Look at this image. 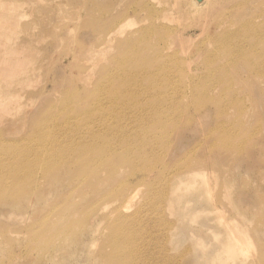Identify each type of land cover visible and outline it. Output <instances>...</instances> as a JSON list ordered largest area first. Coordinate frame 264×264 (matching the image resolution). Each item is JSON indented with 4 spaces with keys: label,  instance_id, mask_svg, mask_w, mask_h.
Here are the masks:
<instances>
[{
    "label": "bare ground",
    "instance_id": "1",
    "mask_svg": "<svg viewBox=\"0 0 264 264\" xmlns=\"http://www.w3.org/2000/svg\"><path fill=\"white\" fill-rule=\"evenodd\" d=\"M144 1L141 11L147 13L146 18L133 31L124 33L125 18L116 20L113 25L103 22L94 27L101 32L95 34L99 36L93 54L86 55L88 51H82L85 55L82 66L88 70L87 76L98 62L97 54L111 52L107 66L98 76L100 82L94 84L92 106L86 110L60 112L43 123L32 114L23 137L25 142L35 143V151L30 153L24 148L14 149L11 144L15 141L10 143L8 137L12 134L0 131V236L18 245L25 240L26 248L20 250L24 252L22 258L28 250L42 252L33 264H46L56 256L61 233L68 234L70 241L76 243L85 235H93L92 239H82L80 247L86 250L92 244H101L95 253L96 264L108 263L112 258L124 264H139V254L142 257V252H150L149 248H143L144 244L134 243L137 216L143 222L150 213H144L145 207L162 210L163 200L158 204L161 192L165 190L163 199L170 203L176 198L179 187L188 183L194 182L186 192L194 198L211 193L212 182L199 178L204 177L206 167L216 164L217 140L209 144L211 148L208 147L205 154L193 153L184 169L182 163L176 169H167L164 161L173 157V147L184 133L200 130L203 124L200 119L207 113L204 103L215 97L212 92L219 89L218 102L224 113L225 108L237 107L241 123L248 112H245L248 108L245 104L253 100L250 99L252 93L236 98L235 95H239L233 90L234 86L259 85V94L264 95V0H192L188 16L190 23L200 29L197 36L185 34L179 22L171 24L166 14L173 5L168 1ZM8 13L0 8V24L13 25V17ZM183 14V11L179 13ZM211 25L214 31L209 36ZM106 26L109 27L106 31L101 30ZM192 38L199 43L188 49L187 43ZM201 50L204 51L201 62L204 74L198 72L201 67L193 65L197 64ZM13 53L10 56L15 55ZM10 56H0V67L4 62L17 63ZM14 74L0 72V79H13ZM77 78L81 82L85 76L78 73ZM83 90L86 92L88 86ZM230 94L236 98L234 101L228 99ZM242 105L246 108L242 109ZM65 107L68 111L69 107ZM212 132L204 135L205 140L200 137V144L205 145L202 141L206 142ZM44 146L49 150L45 151ZM242 146L237 149L242 150ZM127 170L133 174L141 172L145 177L141 185L149 182V195L142 203L137 199L138 186H130L120 178ZM154 176L158 179L151 182ZM64 177L69 179L68 189L72 192L88 184L91 191L94 190L91 194H100L97 202L86 209L87 213L66 223L60 231L52 225L54 217L62 214L55 212L56 206H50L30 224L17 227L18 230L10 225L23 214L28 218L35 206L48 205L54 180L60 182ZM155 182L159 185L157 193ZM109 185L113 187L107 191ZM217 200L212 199L211 206L213 210L217 208V224L222 230L215 234L223 237L220 247L226 263L233 264L235 253L243 250V237L237 235H244L246 231L224 218ZM144 228L142 224L138 234L148 232ZM159 230L149 232V236L158 238ZM161 236L165 237L163 231ZM110 243L114 247L106 249Z\"/></svg>",
    "mask_w": 264,
    "mask_h": 264
},
{
    "label": "rangeland",
    "instance_id": "2",
    "mask_svg": "<svg viewBox=\"0 0 264 264\" xmlns=\"http://www.w3.org/2000/svg\"><path fill=\"white\" fill-rule=\"evenodd\" d=\"M143 1L0 0V8L8 10V14L13 17V25L0 24V56L3 54L10 56L13 51L15 55L10 57L17 61L13 64L4 62L0 67V72L15 73L13 79H0V131L6 130L12 134L8 137L10 143L11 140L15 141L11 144L14 149L24 148L29 153L35 151V143H27L23 138L27 121L32 114H36L43 123L49 122L52 116H57L60 112L67 113L73 109L86 110L88 109L86 107L92 106L94 84L100 82L98 76L107 66L111 52L97 54L98 62L87 76L88 70L82 66V58L85 56L82 55V51H88L86 55L93 54L99 36L95 34L101 32L94 27L103 22L113 25L116 20L125 18L124 33L133 31L141 20L146 18L147 13L141 11ZM154 1L158 3L168 1L173 5L172 10L166 14L171 24L178 22L182 24L187 35L199 34V27H194L188 16L192 0ZM10 9L15 11L10 12ZM181 11L184 14L180 16ZM178 16L179 19H176ZM107 28L109 27H103L101 30L106 31ZM211 28L213 25L210 26L209 36H212L214 31ZM198 43V40L190 39L187 43L188 49H192ZM198 54L200 61L198 59L197 64L193 65L201 67L198 72L204 74L205 69L201 65L204 51L201 50ZM78 73L85 76L81 82H78ZM237 83L240 84L238 81ZM86 86L88 90L85 92L83 89ZM234 88L233 90L239 95H235L236 98L250 96L252 93L250 96V99H253L252 103L248 101L245 104L248 108L242 105V109L245 107L247 109L245 112L248 111L242 123L238 117L237 107L231 106L235 112L232 108H229V111L225 108L224 110L228 111L225 113L220 108L218 102L220 92L217 88L212 92L215 97L204 103L207 106V113L200 119L203 121L200 130L184 133V137L181 136V140H177L173 147V157L164 161L167 169H176L179 163H182L181 168L184 169L191 162L189 159L193 153L200 151L199 155L205 154L204 151L208 147L211 148L209 144L217 140L218 150L215 149L214 156L216 164L206 167L204 177L199 178L212 182L211 193H203L202 198H194L186 194L189 186L194 185V182L188 183L179 187L176 198L170 203L163 199L165 190L161 192V197L158 195L161 198L158 204L163 200L164 208L159 205L157 207L162 210L157 208L149 210L145 207L144 213L147 211L150 213L143 222L140 221V216H137L134 243L138 246L144 244L143 248H149L150 252L144 253L141 250L142 257L139 254L141 258L139 264H227L220 247L223 237L215 234L222 229L217 224V208L213 210L212 199H218L217 204L220 203L219 208H223L221 210L224 218L228 219L231 225L242 227L246 231L244 235H237L243 237L241 247L243 250L235 253L233 264H264V147L262 148L264 95L259 94L261 89L255 84L250 87L235 85ZM86 94H89V97L91 95V98ZM235 97L230 94L228 99L234 101ZM65 106L69 107L68 111ZM6 108L8 112L4 111ZM210 132H212L210 138L206 142L202 141ZM31 134L33 135L34 132ZM200 137L205 145L198 141ZM241 145L244 148L242 149V146V150H238ZM44 150L49 149L44 146ZM140 173L133 174L127 170L121 173L120 178L130 186H138L137 199L142 203L143 198L145 200L149 195L147 192L149 182L141 185L140 181L145 177ZM62 175H65V172H62ZM156 179L158 178L154 176L151 182ZM68 181L69 179L65 177L60 182L55 179L48 205L35 206L28 218L23 214L10 225L18 230L19 227L30 224L36 216L44 214L50 206H56L58 210L54 207L55 212L62 213L54 217L52 225L56 231H60L66 223L81 218L87 213L86 209L97 202L100 194H91L94 190L91 191L88 184L82 185V190L72 192V189H68ZM153 186L155 192H159L158 183L155 182ZM112 187L109 185L106 190L109 191ZM102 192L105 195L104 190ZM130 212H133V209ZM142 224L144 230L148 232L138 234L137 230ZM158 228H160L158 238L150 237L149 232ZM161 231L165 233V237L161 236ZM92 237L93 235H85L76 243L70 241L68 234L65 236L61 233L57 241L59 246L56 256L46 264H96L95 253L102 247L101 244L99 242L97 245L92 244L86 250L80 247L82 239L87 240ZM26 245L25 240L18 245L0 236V262L3 263V259L10 255V259L7 258L4 264H33L35 258L42 256V252L28 250L22 258ZM111 247H114L113 243L108 244L106 249ZM105 264L124 263L112 258Z\"/></svg>",
    "mask_w": 264,
    "mask_h": 264
}]
</instances>
